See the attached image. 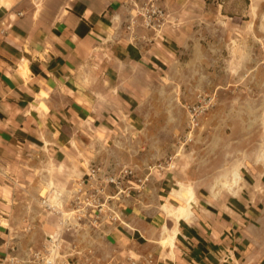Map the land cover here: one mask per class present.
<instances>
[{"label":"crops","instance_id":"0c3cea01","mask_svg":"<svg viewBox=\"0 0 264 264\" xmlns=\"http://www.w3.org/2000/svg\"><path fill=\"white\" fill-rule=\"evenodd\" d=\"M139 3L0 0V264H22L16 260L33 240L53 236L47 216L28 222L27 248L13 240L8 210L24 176L36 179L38 194L72 192L89 165L115 169L120 150L144 127L140 104L178 41L171 32H134L129 21ZM186 180L181 170H165L119 201L110 194L118 220L78 231V249L61 244L63 254L76 251L86 261L81 256L95 243L100 264H264L262 218L247 193L257 182L208 192L217 188Z\"/></svg>","mask_w":264,"mask_h":264},{"label":"rangeland","instance_id":"374dc122","mask_svg":"<svg viewBox=\"0 0 264 264\" xmlns=\"http://www.w3.org/2000/svg\"><path fill=\"white\" fill-rule=\"evenodd\" d=\"M146 2L140 0L131 29L143 28L157 35L171 32L178 41L177 50L159 71L162 78L154 73L157 78L151 79L150 93L139 107L144 127L133 135L126 151L119 149L116 164H111L115 169L89 166L101 168L99 181L104 176L117 180L124 191L113 185L106 188L117 201L129 191L142 190L153 173L165 170H181L186 181L201 189L217 188L208 192H218L224 185L236 189L238 184L242 188V183L257 182L255 192L247 189V193L262 218L264 238V187L258 185L260 181L264 184V0H199L177 6L156 0L166 13L159 31L140 25ZM191 115L198 125L186 138ZM251 168L258 171L252 175L246 171ZM124 169L132 173L123 175ZM24 180L28 183L16 190L18 199L8 210L10 231L13 240L22 243L18 246L27 248V241L36 244L16 263L42 264L34 253L44 249L48 237L42 241L25 238L28 222H40L47 216L53 218L50 234L58 237L60 245L66 244L69 252L78 249V231L91 225L84 227L70 218L72 192L63 187L51 192L43 188L38 194L33 185L36 179L26 175ZM45 180L42 175L38 178L39 183ZM94 246L88 244L81 256L86 264L102 262ZM78 253H71L70 260H79Z\"/></svg>","mask_w":264,"mask_h":264},{"label":"built area","instance_id":"2783aa9c","mask_svg":"<svg viewBox=\"0 0 264 264\" xmlns=\"http://www.w3.org/2000/svg\"><path fill=\"white\" fill-rule=\"evenodd\" d=\"M140 15V25L147 29H153L154 31H159L166 20V13L157 5L156 0H147ZM134 22L135 21L131 19L129 26H132ZM197 125L198 121L191 115L187 125L188 132L185 134L186 138L191 137L192 131ZM101 171V168L98 166H89L86 176L80 178L74 186L71 194L73 214L70 218L76 224H89L94 226L97 221L102 219L106 221L118 220V215L109 205L112 195L106 193V188L113 185L120 191L124 190L119 189L120 186L114 177L104 176V178H101L99 181ZM122 171L123 175L132 173V170L128 169ZM67 221L68 220L63 223H67ZM60 248L61 245L58 241V237L54 235L49 236L47 243L44 245V249L36 251L34 256L36 259L40 260L42 264H85V260H83V262L80 260H70L69 255L71 253L67 255L61 254ZM147 262H151V259H148Z\"/></svg>","mask_w":264,"mask_h":264}]
</instances>
